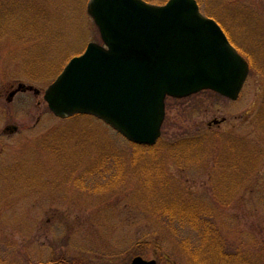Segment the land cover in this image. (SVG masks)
<instances>
[{
  "label": "rangeland",
  "instance_id": "obj_1",
  "mask_svg": "<svg viewBox=\"0 0 264 264\" xmlns=\"http://www.w3.org/2000/svg\"><path fill=\"white\" fill-rule=\"evenodd\" d=\"M87 1L0 0V245L6 264L54 257L61 264H130L136 255L157 264H194L195 252H185L181 241L200 245L203 227L176 213L175 193L194 211L211 210L239 260L264 264V125L257 119L264 101V0H197L247 56L250 70L236 100L212 90L168 97L151 154L138 152L99 118L57 117L44 100L67 62L88 42L100 43ZM198 137L205 138L202 147L173 149L179 139L195 143ZM156 164L155 181L166 178L172 190L142 182Z\"/></svg>",
  "mask_w": 264,
  "mask_h": 264
},
{
  "label": "water",
  "instance_id": "obj_2",
  "mask_svg": "<svg viewBox=\"0 0 264 264\" xmlns=\"http://www.w3.org/2000/svg\"><path fill=\"white\" fill-rule=\"evenodd\" d=\"M102 42L90 41L44 91L60 118L93 115L128 141L153 145L166 97L212 90L236 100L247 60L196 0H88ZM130 264H157L136 255Z\"/></svg>",
  "mask_w": 264,
  "mask_h": 264
},
{
  "label": "trees",
  "instance_id": "obj_3",
  "mask_svg": "<svg viewBox=\"0 0 264 264\" xmlns=\"http://www.w3.org/2000/svg\"><path fill=\"white\" fill-rule=\"evenodd\" d=\"M238 49V48H237ZM239 50V49H238ZM240 51V50H239ZM241 53V51H240ZM243 54V53H241ZM247 61L248 58L246 56ZM250 63V62H249ZM251 65V64H250ZM252 67V66H251ZM263 104L264 101L262 102V107H261V118L257 116V119L259 120V122H263L264 125V108H263ZM80 116H88V115H74V117H80ZM92 117V116H91ZM260 126V123H259ZM221 135H219L218 137H220ZM226 137V136H225ZM204 139L205 138H201L198 137V139L195 143L194 142H190L187 143L188 139L182 138L179 139L177 141L182 140L181 142H177V143H173L174 148L178 153L181 152L182 150H193L194 148L197 149L199 147V145L204 143ZM233 141V139H232ZM159 142H157L154 145H144V144H135L133 143L135 146H137V151L138 152H149L151 154V152L155 149V146L158 144ZM154 148V149H153ZM233 149V148H232ZM235 150V149H234ZM256 156V155H255ZM254 165V164H253ZM157 166L154 165L152 168L151 166L148 167V169L143 173L141 179L142 182L145 185H149L152 186L153 189L156 190L157 183L162 185V187L167 188V189H171L172 187L169 185L171 184V182H167V179H160L159 181H155V179H157V174L154 171V167ZM236 167V166H235ZM235 171L237 172V174L239 175V171L237 168H235ZM187 194V192L185 193ZM173 197H175L174 199V204L172 205V207L176 210V213L183 219L185 220H189L191 218H196V220L198 221V224L202 225L203 227V235L202 238L200 240V245L191 247V242L189 241L188 238H184L181 242H182V246L185 248V252L187 251V253L189 252H195V253H190L191 254V258L194 264H244L245 260H239L238 259V251H235L233 253L229 252L232 250L231 245H226V241L223 240V238L219 235V232L217 231V228L215 227L214 223H213V214L211 212L210 209L206 208V209H200L198 208L196 211H194L193 206H191V204L187 201L188 199L184 197H180L178 194H173ZM180 201H178V200ZM169 216L173 219L174 218V213L169 214ZM191 221V220H190ZM191 249H193V251H191ZM202 249V250H201ZM199 251V252H197ZM203 252L204 257H196L195 254L196 253H200ZM8 254L7 252H5L4 250L1 249V245H0V264H6L7 263V258H8ZM198 259V260H197ZM212 259V260H211ZM61 259H58V257H54V259H50V260H46V261H40L37 262L35 264H61ZM211 260V261H210ZM60 261V262H58ZM247 263V261L245 262V264ZM34 264V263H31Z\"/></svg>",
  "mask_w": 264,
  "mask_h": 264
}]
</instances>
